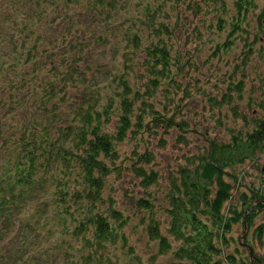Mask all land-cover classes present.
<instances>
[{"label":"trees","instance_id":"trees-1","mask_svg":"<svg viewBox=\"0 0 264 264\" xmlns=\"http://www.w3.org/2000/svg\"><path fill=\"white\" fill-rule=\"evenodd\" d=\"M117 2L0 0V239L12 231L25 202L42 199L48 186L56 185L51 199L54 211L47 215L48 201L43 200L32 228L16 229L18 234L34 232L35 254L24 249L20 255L7 256L13 258L12 264H111L108 246L121 239L126 243L121 231L129 217L110 202L103 209L102 191L113 169L107 160L115 166V144L123 141L131 129L130 114L140 91L129 83V61L124 63L122 73L107 74L109 79L120 81L117 86L122 89L117 92L124 113L119 116L115 133L103 131L101 124L109 118L112 100L102 110L95 108L99 102L98 85H86L81 66L90 61V36L97 44L105 45L110 35L119 33V25L112 21L118 14ZM253 2H234L235 19L231 21L228 39L218 47L228 49L232 43L230 35L244 30L241 22ZM259 20H264V10ZM223 24L220 18L218 27L223 29ZM161 29L169 32L166 24L158 30ZM120 32L124 34L121 41L139 38L134 32ZM254 37L257 39L256 34ZM111 50L115 52L116 45ZM147 52L148 76L142 94L151 96L162 80L170 78L169 65L174 59L164 45H154ZM77 80L80 83H75ZM70 85L83 88L79 106L65 98ZM150 103L144 100L138 105L141 109L134 125L145 124L142 114L146 107H150L151 119L157 120V111ZM62 107L75 109L72 117H67ZM261 109L264 110V104ZM240 133L230 142L206 137L208 143L197 155L196 165L179 168L180 182L172 177L171 192L165 198V211L170 216L167 231L179 243L174 250L177 259L172 264H184L185 260L190 264H238L234 253L225 252L231 239L227 234L238 222L244 230L253 225V218L264 211V192L262 188H250L235 202L232 181L239 180L229 168L255 156L256 148H263L264 118H256L251 130ZM149 157L146 152L139 153L131 165L144 189L158 182L157 171L142 165L150 161ZM74 172L75 181L71 178ZM69 181L81 185L71 197L66 187ZM67 199L73 204L67 203ZM129 200L137 210L148 213L146 235L157 241L156 253L171 250L173 245L162 234L149 196L135 197L133 193ZM20 223L28 224L25 219ZM262 228L260 225L255 229L258 237ZM45 239H54L59 253L39 246L38 242ZM254 264L264 262L257 260Z\"/></svg>","mask_w":264,"mask_h":264},{"label":"rangeland","instance_id":"rangeland-1","mask_svg":"<svg viewBox=\"0 0 264 264\" xmlns=\"http://www.w3.org/2000/svg\"><path fill=\"white\" fill-rule=\"evenodd\" d=\"M235 1L118 0V14L112 21L114 25H119V33L110 35L105 45L97 44L90 36V65L81 63L87 77L86 85L97 82L99 102L95 108L102 110L103 105L112 100L109 118L101 124L103 131L115 133L119 116L124 113L120 105L121 95L117 92L122 89L117 86L120 81L117 78L109 79L107 74H115L117 71L122 73L124 63L129 61L132 64L127 74L129 83L133 89L140 91L130 114L131 129L123 141H116L115 144L118 153L114 161L116 167L107 160L114 170L112 169L106 177V186L102 191L104 204L101 206L107 209L110 202L129 217L121 231L126 243L121 239L108 246L109 255L113 259L111 264H172L177 259L174 250L179 246L178 241L167 231L170 216L165 211L168 205L165 198L166 194L171 192L172 177H176L180 182L179 168H192L196 165L197 155L204 151L208 143L206 137L214 138L218 142H230L238 133L244 134L245 131L251 130L256 118H264V110L261 109L264 104V20H259L260 12L264 10V0H253L247 17L241 22L244 30L230 35L232 43L228 49H224L218 45L228 39L231 21L235 19ZM220 18L224 20L223 29L218 27ZM164 24L169 32L158 30ZM121 30L137 33L139 38L132 42L125 39L121 41L120 38L124 35ZM113 45H116L115 52L109 51ZM154 45L166 46L174 61L169 65L170 78L162 80L161 85L149 96L147 93L142 94L148 76L145 58L147 50L152 49ZM82 90V87L80 89L70 85L65 98L79 106L82 102ZM129 96L131 99L134 97L132 93ZM144 100L151 102L158 118L156 121L151 119L150 107H146V112L142 115L145 124L148 122L147 125H134L136 113L141 109L138 105ZM61 110L67 117H72L75 111L67 107H62ZM169 117H172L169 120L172 123L167 122ZM179 123L183 125L180 126ZM256 149L255 156L248 157L234 168H229L239 180L236 183L232 181V199L235 202L242 192H250V188H262L264 192V146ZM143 152L149 154L150 161L142 165L158 173V182L147 189L140 186L139 179L131 167L138 154ZM75 177L77 176L74 172L71 178ZM67 185L70 197L75 189L81 187L72 181ZM55 189L56 185H49L42 199L28 200L23 204L12 231L3 234L4 237L0 239V264H12L13 258L8 259L7 256L20 255L24 249H27L29 254H35L34 232L24 235L25 231L18 234L16 229L32 226L43 200L48 201L47 215L54 211L51 199ZM133 193L135 197L139 194L149 196L154 202V217L161 223L162 234H165L173 245L171 250L156 253L159 248L157 241L149 240L146 235L148 213L145 214L133 206L129 200ZM66 201L73 204L70 199ZM19 219H25L28 224H19ZM253 219V225L248 226L246 230L242 223L238 222L227 234L231 239L225 252L234 253L238 264H254L257 260L264 262V211ZM260 225L263 226V233L258 237L255 229ZM38 244L46 246L54 254L59 253L54 239H45ZM58 249L61 251L60 247ZM58 259L62 261L60 257ZM184 264L190 263L185 260Z\"/></svg>","mask_w":264,"mask_h":264},{"label":"water","instance_id":"water-1","mask_svg":"<svg viewBox=\"0 0 264 264\" xmlns=\"http://www.w3.org/2000/svg\"><path fill=\"white\" fill-rule=\"evenodd\" d=\"M243 220H244V222L246 221V219H245V218H244ZM245 230H246V226H245ZM249 251H250V253L252 252V251H251V247H250V246H249Z\"/></svg>","mask_w":264,"mask_h":264}]
</instances>
